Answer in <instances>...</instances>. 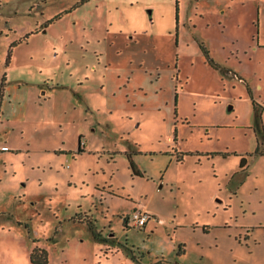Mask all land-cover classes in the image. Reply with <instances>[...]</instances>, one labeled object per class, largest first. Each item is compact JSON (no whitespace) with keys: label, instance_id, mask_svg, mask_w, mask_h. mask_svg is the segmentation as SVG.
<instances>
[{"label":"rangeland","instance_id":"1","mask_svg":"<svg viewBox=\"0 0 264 264\" xmlns=\"http://www.w3.org/2000/svg\"><path fill=\"white\" fill-rule=\"evenodd\" d=\"M262 131L264 0H0V264H264Z\"/></svg>","mask_w":264,"mask_h":264},{"label":"trees","instance_id":"2","mask_svg":"<svg viewBox=\"0 0 264 264\" xmlns=\"http://www.w3.org/2000/svg\"><path fill=\"white\" fill-rule=\"evenodd\" d=\"M8 57H9V54H8ZM261 138H262L261 140L260 139L257 140V147H256L255 153L264 155V131H262ZM78 151H81V149H79ZM127 157H128L129 167L132 170L133 174L140 175L141 173L139 169L136 167L135 163L133 162V159L130 156V154H127ZM177 160H180V158H178ZM245 162H246V159L244 157H241L239 167L241 168L244 167ZM129 255L131 256L132 254H129ZM30 260L32 263H36V264L47 263L48 262L47 250L40 246L34 247L30 252Z\"/></svg>","mask_w":264,"mask_h":264},{"label":"built area","instance_id":"3","mask_svg":"<svg viewBox=\"0 0 264 264\" xmlns=\"http://www.w3.org/2000/svg\"><path fill=\"white\" fill-rule=\"evenodd\" d=\"M150 218L151 216L147 212L140 210H134L129 216L132 226L138 228L144 227Z\"/></svg>","mask_w":264,"mask_h":264},{"label":"crops","instance_id":"4","mask_svg":"<svg viewBox=\"0 0 264 264\" xmlns=\"http://www.w3.org/2000/svg\"><path fill=\"white\" fill-rule=\"evenodd\" d=\"M134 210H135V209H134ZM134 210H133V211H134ZM136 210H140V209H136ZM140 211H143V210H140ZM144 212H145V211H144ZM129 216H130V215H129ZM129 216L126 217V220L129 219ZM146 224H147V223H146ZM145 226H146V225H145Z\"/></svg>","mask_w":264,"mask_h":264},{"label":"water","instance_id":"5","mask_svg":"<svg viewBox=\"0 0 264 264\" xmlns=\"http://www.w3.org/2000/svg\"><path fill=\"white\" fill-rule=\"evenodd\" d=\"M149 12V15H150V11H148Z\"/></svg>","mask_w":264,"mask_h":264}]
</instances>
